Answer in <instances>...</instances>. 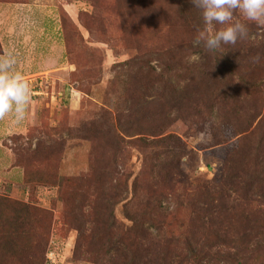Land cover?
Returning <instances> with one entry per match:
<instances>
[{"label":"trees","instance_id":"trees-1","mask_svg":"<svg viewBox=\"0 0 264 264\" xmlns=\"http://www.w3.org/2000/svg\"><path fill=\"white\" fill-rule=\"evenodd\" d=\"M238 1L241 0L106 3L122 28L141 31L140 37L146 41L165 35L169 39L167 49L178 53V63L166 66L170 74L162 76L152 67L148 72L154 83L167 84L169 77L176 78L170 92H163L164 98L170 95L173 116L188 125L208 120L218 128L230 129L236 141L228 148L216 176L192 183L180 176L179 161L184 151L174 144L176 140L181 143L179 137L162 130H145L140 125L133 129L122 112L105 110L100 119L107 127L93 126L92 137L100 133L106 145L113 138L116 145L129 142L149 149L148 177L145 190L139 193L137 180L130 188L124 173L118 169L106 172L107 166L104 168L101 160L94 161L99 171L90 161L86 171L65 178L63 211L69 208L71 194L79 195L74 248L77 251L84 247L94 255V263L264 264V76L257 64L261 61L260 67L264 68V42L246 41L240 34L242 28L235 27L245 23L238 13L233 16ZM226 15L233 18L227 19ZM249 26L256 28L252 23ZM260 35L264 36V32ZM238 39L247 43L239 55L218 49L222 43H238ZM191 47L200 52V61L188 64L184 56ZM130 62L134 67L140 60L133 57ZM128 85L131 88V83ZM224 111L230 113L226 115ZM137 134L149 137L125 140ZM77 139L91 138L79 131ZM39 153L35 147L31 156L35 158ZM43 157L46 160L48 155ZM17 171L24 182L30 181L34 171L38 184H51L40 168ZM31 190L30 201L0 195V264L47 261L53 213L33 203ZM130 190V200L134 201H127ZM120 202H124L128 224L114 215V206ZM101 253L105 259L101 260Z\"/></svg>","mask_w":264,"mask_h":264},{"label":"rangeland","instance_id":"rangeland-1","mask_svg":"<svg viewBox=\"0 0 264 264\" xmlns=\"http://www.w3.org/2000/svg\"><path fill=\"white\" fill-rule=\"evenodd\" d=\"M0 1L2 7H10L11 11L18 13L15 22L18 50L19 46L27 48L18 56L36 57L35 50L30 48L32 46H38L37 50L49 54V64L59 56L58 66H49L40 73L32 74L39 71L32 69L31 62L24 67L26 75L31 74L34 112L25 132L0 137L3 139V142L0 140V157L2 160L8 157V164L0 163V195L30 201L28 192L32 189L33 203L52 210L45 264H97L94 263V255L84 247L77 251L74 248L80 217L76 209L79 195L71 194L69 208L63 211L62 196L64 188H67L64 186L65 178L86 171L90 161L97 172L100 167L94 161L101 160L104 168L107 166L106 172L113 173L118 169L124 173L130 188L137 180L139 193L145 190L148 177L146 154L149 149L133 146V143L130 145L129 142L116 145L112 137L106 145L100 133L92 137L93 126L99 129L107 127V124L103 125L104 119H100L105 110L122 112L124 120L130 121L133 129L140 125L145 130H162L165 134L179 137L181 143L176 140L174 144L180 145L184 151L179 161L180 176L192 183L216 176L236 137L230 129L218 128L208 120L188 125L184 119L173 116L174 112L169 110L172 102L170 95L168 93L164 98L163 92H170L176 78L169 77L167 84L154 83L149 80L148 72L152 67L162 76L170 74L166 66L178 63V53L167 49L169 39L165 35L159 34L146 41L140 37L141 31L128 29L127 26L122 28L118 17L106 5L110 0ZM143 11L149 15V10ZM233 13V16L238 13L245 21L235 27L242 28L240 34L246 41L252 44L264 42V36L260 35L264 32V0L238 1ZM226 18L233 17L226 15ZM250 23L256 28L250 27ZM38 39L40 42H37ZM238 40V43H222L218 49L239 55L247 43L243 39ZM144 54L149 55L142 57ZM179 55L184 60L183 55ZM133 57L140 60L134 67L132 62L128 63ZM184 57L188 64L196 63L200 61V52L191 47ZM257 64L264 76L261 61L258 60ZM137 67H140V72ZM24 79L28 80V77ZM229 113L223 112L226 115ZM79 131L85 132L91 139H77ZM137 136L149 137L137 134L125 140L133 141L127 139ZM35 147L40 153L34 158L31 152ZM44 154L48 155L46 160ZM50 162L53 163L51 167L46 164ZM21 168L26 171L40 168L46 182L51 184H38L35 178L38 175L34 171L33 176H29V182L22 181V175L17 171ZM131 197L130 190L127 201ZM114 215L118 221L129 223L124 215V202L114 206ZM100 258L105 259L106 255L101 253Z\"/></svg>","mask_w":264,"mask_h":264},{"label":"crops","instance_id":"crops-1","mask_svg":"<svg viewBox=\"0 0 264 264\" xmlns=\"http://www.w3.org/2000/svg\"><path fill=\"white\" fill-rule=\"evenodd\" d=\"M1 3L0 1V137H3L25 132L28 121L33 116L34 92L30 87L32 79L29 78L30 73L26 75L25 65L31 62L32 69L39 71L32 74L40 73L49 66H58L59 56L49 64V54L43 53L41 49L37 50L38 46L30 47L35 50L36 57L18 56L27 49L25 46H19L20 51L18 50V29L15 24L18 13L11 11L10 7H2ZM37 42H40L39 39ZM34 58L35 61H32ZM25 77H28V80L24 79ZM1 158L0 163L8 164V157L3 160Z\"/></svg>","mask_w":264,"mask_h":264}]
</instances>
